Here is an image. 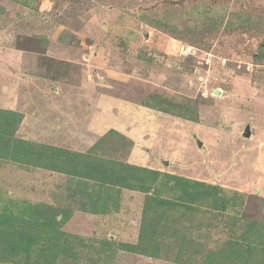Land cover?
Masks as SVG:
<instances>
[{
	"label": "rangeland",
	"instance_id": "obj_1",
	"mask_svg": "<svg viewBox=\"0 0 264 264\" xmlns=\"http://www.w3.org/2000/svg\"><path fill=\"white\" fill-rule=\"evenodd\" d=\"M111 98L130 133L94 125ZM77 154L160 175L98 188ZM32 212L52 264H264V0H0V220Z\"/></svg>",
	"mask_w": 264,
	"mask_h": 264
},
{
	"label": "trees",
	"instance_id": "obj_2",
	"mask_svg": "<svg viewBox=\"0 0 264 264\" xmlns=\"http://www.w3.org/2000/svg\"><path fill=\"white\" fill-rule=\"evenodd\" d=\"M163 111H165V109H163ZM17 147V149L13 148V150L10 151V156H14L15 154H19L20 152H22V150H25L24 146ZM56 152L58 154H60L59 152L67 154L71 158L66 159L65 157V160L68 161H73L75 157L74 154H69L65 151ZM23 155H27V153ZM41 156L42 155L40 154L39 158H41ZM76 156H81L84 159L82 167L83 171L69 172V174L74 175L76 176V178H79L83 181L92 182L98 185V188H100L102 185H111L128 190H132L133 188L137 189V187L132 183L134 176L138 175L137 173L143 172L147 174L152 181H155L160 175L157 171L139 169L137 167H134L133 165H128L126 163H123L122 165L107 160H99L97 162H94L89 160L84 155L77 154ZM39 165L41 167L45 166L42 161L39 163ZM110 172H115L116 175L112 176L110 175ZM127 173H132V176L128 175ZM128 176H130V178ZM170 178L174 180L175 185L178 187L186 182L185 180L175 176ZM140 184H145V181ZM191 186L194 188L192 191H189L187 193L185 199H188L190 201L194 200V202L199 201V198H203L205 195H207V193L203 192L202 189L213 192H215L216 190L214 187L204 185L200 182H194L191 184ZM195 188H199V191H197L196 193ZM200 190L203 194L200 193ZM212 196H215V194H212ZM216 208H219V206H217ZM33 216L34 214L32 212L28 220H22V216L20 215V217L18 218V223H11V221L7 218H2L0 220V253L10 256V263L12 264H52L53 262L51 261H53L54 259H58L61 254L65 253V244H63L61 241H58L57 237L51 236L56 233L58 234L56 226L53 225L52 227H50L49 225L46 227L44 223L41 224L43 225L41 227L37 225L34 226L33 222H31ZM53 222H55L56 224V220H54ZM145 228H147V225L144 222L140 238H143V235L146 231ZM146 233L153 234L154 231L152 229H149L148 231H146ZM59 234L62 236L61 233ZM261 236H264V232L259 235L258 244H260L261 239L263 238ZM247 244L251 245L248 249V252L253 253L254 249L257 248V244Z\"/></svg>",
	"mask_w": 264,
	"mask_h": 264
},
{
	"label": "crops",
	"instance_id": "obj_3",
	"mask_svg": "<svg viewBox=\"0 0 264 264\" xmlns=\"http://www.w3.org/2000/svg\"><path fill=\"white\" fill-rule=\"evenodd\" d=\"M113 106H112V109H111V115L113 117H107V118H103V119H98V120H95L94 121V125L97 127V126H104V130L105 131H108V130H112L113 127H118L122 130H124V132L126 131V133H130L132 130L129 128V126L132 124V119L134 118V116H136L135 114H137V116H139V111H137L138 113H134V110L132 109V106L129 105H120L116 99L114 98H111V100L109 101ZM117 108H120L121 110H117ZM115 109L114 113L112 114V110ZM123 114V117L124 116H128L126 119V117L124 118V121H128L130 122V124H127L126 127H123L121 122H117V114ZM140 113H143V111H140ZM133 114V115H131ZM107 116V115H105ZM139 121V119H138ZM110 125V126H109ZM108 127V128H107ZM121 130V131H122ZM135 164V163H134ZM136 165V164H135Z\"/></svg>",
	"mask_w": 264,
	"mask_h": 264
},
{
	"label": "water",
	"instance_id": "obj_4",
	"mask_svg": "<svg viewBox=\"0 0 264 264\" xmlns=\"http://www.w3.org/2000/svg\"><path fill=\"white\" fill-rule=\"evenodd\" d=\"M248 134H249V132L246 131L244 135H245V136H248ZM196 141H197V140H196ZM197 144H198V147L201 146V144H200L198 141H197ZM162 162H163V161H162ZM163 164L166 165L167 163H166V162H163Z\"/></svg>",
	"mask_w": 264,
	"mask_h": 264
}]
</instances>
